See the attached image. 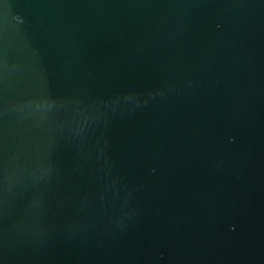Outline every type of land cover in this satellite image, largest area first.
Instances as JSON below:
<instances>
[{
    "label": "water",
    "instance_id": "water-1",
    "mask_svg": "<svg viewBox=\"0 0 264 264\" xmlns=\"http://www.w3.org/2000/svg\"><path fill=\"white\" fill-rule=\"evenodd\" d=\"M0 264H264V0H0Z\"/></svg>",
    "mask_w": 264,
    "mask_h": 264
}]
</instances>
